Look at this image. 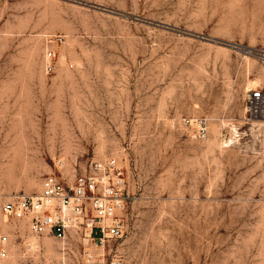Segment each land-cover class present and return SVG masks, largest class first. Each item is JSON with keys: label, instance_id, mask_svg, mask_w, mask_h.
I'll use <instances>...</instances> for the list:
<instances>
[{"label": "rangeland", "instance_id": "1", "mask_svg": "<svg viewBox=\"0 0 264 264\" xmlns=\"http://www.w3.org/2000/svg\"><path fill=\"white\" fill-rule=\"evenodd\" d=\"M254 88L264 89V0H0L5 264H88L83 231L33 236L1 205L107 157L131 196L126 264H264ZM200 115L205 139L180 122Z\"/></svg>", "mask_w": 264, "mask_h": 264}, {"label": "built area", "instance_id": "2", "mask_svg": "<svg viewBox=\"0 0 264 264\" xmlns=\"http://www.w3.org/2000/svg\"><path fill=\"white\" fill-rule=\"evenodd\" d=\"M53 55L47 48L46 71L53 68ZM246 109L250 116L264 120L263 88L249 91ZM180 122L193 138L207 137V116L182 117ZM127 188L125 170L115 158L92 159L71 183L46 174L38 194H14L1 205V212L6 217H25L33 236L51 233L63 239L72 228L83 231L95 247H84L82 256L88 264H126L119 247L125 234L123 213L131 199ZM8 244L7 235L0 233V264L6 262Z\"/></svg>", "mask_w": 264, "mask_h": 264}]
</instances>
